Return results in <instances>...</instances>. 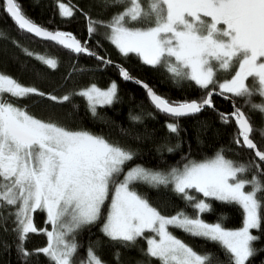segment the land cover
<instances>
[{
    "label": "trees",
    "instance_id": "16d2710c",
    "mask_svg": "<svg viewBox=\"0 0 264 264\" xmlns=\"http://www.w3.org/2000/svg\"><path fill=\"white\" fill-rule=\"evenodd\" d=\"M15 3L35 24L73 35L85 48L108 61L76 54L57 42L36 39L20 28L8 14L5 0H0V73L32 90L22 96L6 95L9 103L20 106L39 121L71 132H87L118 146L130 154L121 174L140 165L150 172L171 170L218 154L230 160L239 169L241 180L259 183L256 196L261 223L253 230L251 256L245 264H264V163L255 157L254 151L244 147L235 120L222 116L232 113L233 105L214 96L212 109L205 108L190 117L168 116L155 108L143 88L124 81L116 67V63L126 67L132 76L176 105L201 102L211 89L230 95L248 116L253 126L251 136L264 152V110L258 107L264 105V98L258 92L251 96L232 94L222 84L237 75L236 60L227 70L213 63L214 78L204 87L195 82L188 67L170 55L152 65L143 62L135 52L123 54L109 36L117 19L138 6V14L124 15L119 24L122 28L144 30L160 26L169 14L164 0H138V4L134 0H15ZM60 4L70 6L71 12L65 14ZM114 82L118 89L114 101L92 110L83 89L93 85L104 89ZM131 188L162 216L183 214L196 218L201 214L204 222L219 223L227 229H239L245 223V211L239 203L204 196L195 187L187 190L189 196L164 182L149 184L140 180L133 182ZM200 201L208 204L202 213L197 207ZM108 203L109 199L95 220L78 227L71 264H84L91 252L104 264H171L150 254L148 231L133 239L109 236L104 229ZM33 222V230L25 234L20 231L16 205L3 199L0 181V264H60L44 252L49 244L47 210L35 209ZM175 231L204 256L201 264H236V256L219 240L185 230Z\"/></svg>",
    "mask_w": 264,
    "mask_h": 264
},
{
    "label": "rangeland",
    "instance_id": "374dc122",
    "mask_svg": "<svg viewBox=\"0 0 264 264\" xmlns=\"http://www.w3.org/2000/svg\"><path fill=\"white\" fill-rule=\"evenodd\" d=\"M168 18L164 24L144 30L122 28L125 14H138V6L122 14L110 39L120 51L137 53L143 62L155 65L170 55L188 67L198 85L208 87L214 78L213 63L229 69L236 60L237 75L222 84L230 93L264 98V0H164ZM138 4V0H134ZM68 14L70 6L60 4ZM234 60V61H233ZM51 62H54L51 60ZM171 70L175 72L173 66ZM116 82L108 88L93 85L82 94L94 110L110 104L117 93ZM32 90L0 73V181L2 197L16 205L19 229L34 228L33 214L48 213L49 244L44 249L57 263L71 264L78 227L95 220L109 199L105 231L109 236L133 239L148 234L152 256L171 264H201L196 253L175 230L219 240L245 264L251 256L254 229L260 226L259 183L238 177L233 163L218 154L200 162L154 172L141 165L121 169L130 154L90 133L71 132L39 121L6 95H27ZM11 98V96H10ZM264 110V105L258 106ZM171 183L180 192L196 188L204 196L239 203L245 211L239 229L206 223L201 214L160 215L131 184ZM199 212L208 207L197 202ZM84 264H104L90 253Z\"/></svg>",
    "mask_w": 264,
    "mask_h": 264
},
{
    "label": "water",
    "instance_id": "95a60500",
    "mask_svg": "<svg viewBox=\"0 0 264 264\" xmlns=\"http://www.w3.org/2000/svg\"><path fill=\"white\" fill-rule=\"evenodd\" d=\"M6 2V9L8 14L14 21L17 22V24L20 26L22 30H24L26 33L28 32L32 36H34L36 39H41L44 41H52L57 42L65 49H71L76 54H85L90 57H95L99 59L100 61H108L105 58H101L97 53L91 52L88 48H85L81 41H79L77 38H75L71 34H66L63 32H54L49 29H46L39 24H35L33 21L25 17L20 9L16 6L15 0H5ZM116 67L120 69L121 72V78L124 81H130L134 84L139 85L141 88L144 89L146 94L148 95V98H150L152 104L157 108L158 110H161L163 113H165L168 116L180 118V117H190L191 115H198L200 114L205 108L212 109L213 102L212 98L214 96H218L220 98H224L227 101H229L233 107L234 110L230 114H222V116H225L227 118H232L235 120L241 134L243 137V144L244 147L247 149L254 151L255 157H257L261 162L264 163V152L260 150V148L257 146V143L252 138V130L253 126H251L250 120L248 116L245 114V112L236 105V101L234 98H232L230 95L221 94L219 91L215 89H211V91L208 93V97L199 102L196 100L190 101L189 103H181L180 105L168 103L164 98H162L159 94L155 92L153 88H151L148 83L146 84L144 81L135 78L132 76L129 72V70L126 67H122L119 63H116Z\"/></svg>",
    "mask_w": 264,
    "mask_h": 264
}]
</instances>
